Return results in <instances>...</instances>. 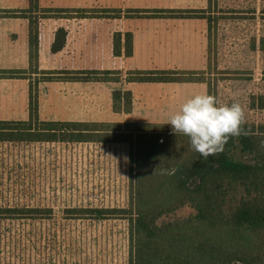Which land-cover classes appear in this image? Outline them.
Listing matches in <instances>:
<instances>
[{
  "label": "rangeland",
  "instance_id": "374dc122",
  "mask_svg": "<svg viewBox=\"0 0 264 264\" xmlns=\"http://www.w3.org/2000/svg\"><path fill=\"white\" fill-rule=\"evenodd\" d=\"M174 1L181 8L203 3V0ZM39 2L54 7L65 3L57 0ZM141 3L151 4L150 0ZM132 4L141 6L137 1ZM197 9H204L206 15H209L212 28L215 23L224 19L225 27L218 34L219 45H215L213 41L211 44V37L208 38L209 61L204 68L176 67L172 71H176L178 76L192 79L188 83L192 85L193 92L206 89L208 94L216 97L218 82L225 80L223 104L238 102L235 100L236 94L230 89V83L248 79L253 71L233 70L227 65L222 69L216 62V57H264V0H206L205 7ZM52 22L47 21L42 28L40 51L44 50L45 41L48 44L50 34L46 31ZM214 31L210 32V36ZM215 50L220 52L219 55ZM36 58L35 55L32 57L34 68ZM43 58H46L43 64L48 69L78 64L71 59L62 61L58 57ZM240 62L251 67L249 59L245 61L244 58ZM236 65H239L238 61ZM257 72L264 76V71L258 69ZM27 73L24 75L29 78V84L35 85L36 115L38 113L40 119L47 120L67 118L65 114L58 117V113L53 110L52 99L51 106L45 107L47 101L44 94L43 99L40 98V112H37L41 88L36 87V82L44 76L35 74L34 70ZM222 90L219 89L220 92ZM261 90L264 92V87ZM66 100L70 117L83 113L84 108L71 110V93H66ZM260 101L262 108L258 111L248 110L244 103L246 122H264V94L250 97L249 106ZM177 109L165 111L164 118L152 115L145 118L134 114L130 126L122 128L129 129L125 134L126 137L129 136L128 142H0V264H127V217L108 211L101 214L93 211L118 208L130 211V204L134 203L130 196V178L134 173L131 174L129 170L135 168V163L129 159L134 157V153H138L137 143L134 142L137 132L145 130L161 134L162 137L148 145L139 141V147L143 150L149 145L155 147L154 155L162 162L164 159L168 160L167 173L177 165L189 161V150L184 153L176 151L179 146L190 143L189 138L183 134L175 135L169 124L153 123L161 122L158 120L164 122ZM11 114L8 103L0 102V118ZM86 117L93 118L90 112ZM136 120H145L146 123H137ZM169 178L171 181L160 180L164 186L158 194H147L141 198L143 203L149 200L163 205H181L172 212H165L160 222L187 219L193 213L188 205L190 202L186 192L179 189L170 176ZM173 186L177 191L169 194Z\"/></svg>",
  "mask_w": 264,
  "mask_h": 264
},
{
  "label": "trees",
  "instance_id": "16d2710c",
  "mask_svg": "<svg viewBox=\"0 0 264 264\" xmlns=\"http://www.w3.org/2000/svg\"><path fill=\"white\" fill-rule=\"evenodd\" d=\"M5 13L28 20L32 61L37 47L36 24L40 16L118 17L120 11L99 8L38 9L37 0H28L27 8L8 10ZM125 16L205 18L208 30L211 25L204 10L127 9ZM62 44L63 31L58 29L52 50L60 49ZM122 47L124 54L129 56L132 52L131 33L124 34ZM120 48V35L114 34V53L118 54ZM25 72L27 71H7L6 75L12 78L24 75ZM41 74L44 77L40 81L121 80L119 72L109 70H60ZM124 80L158 83L192 79L178 76L172 70H131L126 72ZM28 96V118L0 120V142H128L129 136L126 137L125 134L129 129L122 128L129 127L130 124L39 120L35 113V85H29ZM112 99L115 111H130L129 91L114 90ZM115 103L120 105L115 106ZM255 108L261 109L262 101ZM243 129L248 135L230 137L223 151L207 159L201 157L190 143L179 146L176 151L184 153L189 150L190 159L186 164L177 165L174 174L167 173V159L162 162L154 155L155 147L149 145L146 150L139 147V141L148 145L162 137L161 134L145 130L137 132L134 142L137 143L138 153H134V157L129 159L135 163L134 169L129 168L130 173H134L130 178V196L134 200L130 204V211L122 208L93 211L95 214L108 211L127 217V264H264V122L245 121ZM169 176L179 189L186 192L190 202L188 205L193 213L187 219L160 222L165 212H172L181 205H163L149 200L143 203L141 198L147 194H158L164 186L160 180H170ZM174 191L177 189L173 186L169 194Z\"/></svg>",
  "mask_w": 264,
  "mask_h": 264
},
{
  "label": "crops",
  "instance_id": "0c3cea01",
  "mask_svg": "<svg viewBox=\"0 0 264 264\" xmlns=\"http://www.w3.org/2000/svg\"><path fill=\"white\" fill-rule=\"evenodd\" d=\"M39 1L37 0L38 9L99 8L115 9L119 10L120 13L118 17L66 18L63 16L42 18L40 16L36 24L37 47L35 57L37 58L34 62L36 68H34L30 60L28 20L23 17L8 16L5 13L8 10L27 8L28 0H0V102H7L10 112H12L9 117H3L0 120H24L28 118L29 78L26 77L27 75L12 78L2 76V74L6 75L7 71L14 70H23L28 73L34 70L35 74L60 70H109L119 72L120 81L81 82L40 81L38 79L39 82H37L36 87L39 86L41 90L38 93L37 112H40V98L44 94L47 101L45 107L51 106L52 99V107L55 113H58V117L61 114H65L67 117L65 119H52V121L108 122L123 125L129 124L130 120L134 119V114L142 115L145 118L150 115L164 118L165 111L179 108V104L184 103L191 96L206 91V89H200L193 92L192 85L188 83L190 81L153 83L127 82L124 80L126 72L131 70H172L176 67L185 69L204 68L209 61L208 38L211 37V44L212 41L215 45L218 44V34L225 27L224 19L219 20L221 17L214 24V28H212L211 21L208 30V22L205 18L126 17L125 10H200L197 8H204L206 0H203L202 5L196 4L184 8L179 7L180 4H177L174 0H150V5L141 3L145 0H57L65 2L57 4L59 5L57 7L42 5ZM134 1H137L141 6L133 5ZM125 2L127 4H124ZM204 13L206 15V12ZM38 15H40V12ZM47 21H53L48 25L46 31L49 32L50 39L48 44L45 41L44 50L40 51V35ZM58 29L63 31V44L60 49L53 51L52 45ZM212 31L214 32L210 36ZM126 32L131 33L132 52L129 56L124 54L122 47ZM114 34L120 35L121 48L118 54L113 51ZM216 53L219 55L220 52L217 50ZM43 57H58L62 61L71 59L78 64L73 66L64 65L63 68L58 69H48V66L43 64L46 61V58ZM216 58V62L221 65L222 69H225L227 65L233 70L251 69L253 71L248 79L235 80L230 83V89L236 94L235 100H238L242 108L246 103L245 108L250 111H258L259 109L255 108L257 103H252L249 106V99L252 96H263L264 94L261 90L264 87V76L257 72L258 69L264 71V57ZM244 58L245 61L249 59L251 67L248 64L242 65L240 61ZM237 61L239 65H236ZM258 74L259 77L257 78ZM41 75L44 76V74ZM224 87H226V81H219L217 84L218 94L217 97L215 96L219 104H223V97L226 94ZM117 89L130 92V111H115L113 109L112 92ZM219 89H223L222 92ZM66 93H71V110L84 108L82 109L83 113L79 115L76 113L72 117L68 115ZM5 95L6 97H4ZM67 99L69 100L70 97ZM63 103L65 104L63 105ZM89 112L93 118L86 117ZM24 113H26L25 116ZM38 119L48 121L39 117ZM158 121L161 122L153 123L164 124L163 120ZM136 122L146 123L145 120H136Z\"/></svg>",
  "mask_w": 264,
  "mask_h": 264
},
{
  "label": "clouds",
  "instance_id": "9594fccd",
  "mask_svg": "<svg viewBox=\"0 0 264 264\" xmlns=\"http://www.w3.org/2000/svg\"><path fill=\"white\" fill-rule=\"evenodd\" d=\"M244 122L245 113L240 103L219 104L215 96L205 91L188 98L164 124L171 125L175 135L188 137L191 147L207 159L223 151L230 137L248 135L243 129ZM174 171L168 174H174Z\"/></svg>",
  "mask_w": 264,
  "mask_h": 264
}]
</instances>
